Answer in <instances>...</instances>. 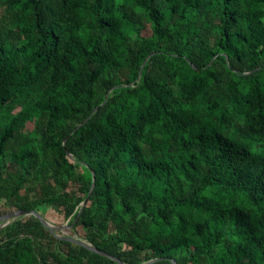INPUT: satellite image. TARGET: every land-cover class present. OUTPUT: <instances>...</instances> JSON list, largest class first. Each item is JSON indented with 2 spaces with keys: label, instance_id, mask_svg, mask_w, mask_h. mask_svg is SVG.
<instances>
[{
  "label": "trees",
  "instance_id": "trees-1",
  "mask_svg": "<svg viewBox=\"0 0 264 264\" xmlns=\"http://www.w3.org/2000/svg\"><path fill=\"white\" fill-rule=\"evenodd\" d=\"M53 205L108 255L0 264H264V0H0V216Z\"/></svg>",
  "mask_w": 264,
  "mask_h": 264
},
{
  "label": "rangeland",
  "instance_id": "rangeland-1",
  "mask_svg": "<svg viewBox=\"0 0 264 264\" xmlns=\"http://www.w3.org/2000/svg\"><path fill=\"white\" fill-rule=\"evenodd\" d=\"M33 124L29 123V127H32ZM84 202V201H83ZM83 202L81 205H83ZM38 212L42 215V217L53 226L52 231L56 233L58 236H65L69 238H73L75 240H81L88 242L85 237V226H77L70 222L71 216L67 217L64 212L57 205H53L50 209H44L40 207ZM22 216V215H21ZM21 216H17L9 221L0 219V229L4 227H9L12 225L21 224L22 220H18Z\"/></svg>",
  "mask_w": 264,
  "mask_h": 264
},
{
  "label": "water",
  "instance_id": "water-1",
  "mask_svg": "<svg viewBox=\"0 0 264 264\" xmlns=\"http://www.w3.org/2000/svg\"><path fill=\"white\" fill-rule=\"evenodd\" d=\"M88 200V197L84 200L83 202V205L84 206L86 204ZM28 214H33L35 216H37L46 226H48L51 230L53 229V226L50 225L43 217L42 215L37 211V210H16V211H12V212H9V213H6L4 215H1L0 216V219H4V220H11L17 216H21V215H28ZM71 240H74L76 241L77 243L81 244V245H84L86 247H88L89 249L93 250V251H96L98 253H101V254H104V255H108L106 252L100 250L99 248L93 246L92 244H90L89 242H85V241H81V240H75L73 238H70ZM156 260H158L157 258L155 259H152L148 262H146L145 264H150L152 262H155ZM174 264H177V262L175 260H173Z\"/></svg>",
  "mask_w": 264,
  "mask_h": 264
}]
</instances>
